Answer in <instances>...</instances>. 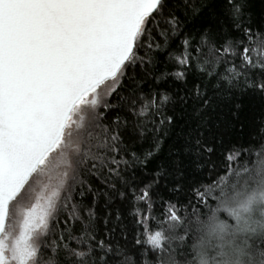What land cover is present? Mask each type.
Masks as SVG:
<instances>
[{"label": "snow or ice", "instance_id": "6c2138e0", "mask_svg": "<svg viewBox=\"0 0 264 264\" xmlns=\"http://www.w3.org/2000/svg\"><path fill=\"white\" fill-rule=\"evenodd\" d=\"M0 264H264V0H0Z\"/></svg>", "mask_w": 264, "mask_h": 264}, {"label": "trees", "instance_id": "16d2710c", "mask_svg": "<svg viewBox=\"0 0 264 264\" xmlns=\"http://www.w3.org/2000/svg\"><path fill=\"white\" fill-rule=\"evenodd\" d=\"M257 6H259V0H257ZM244 111L242 112V120L245 122L246 125H250L252 123V114L249 112V102L244 100L243 102ZM131 178V173L129 174ZM85 203H88V200H85ZM120 205L119 197L117 196L116 203L112 205L110 208H104V198L101 197L100 199V206L97 209L98 215L101 217L99 220V225L101 228L104 227L103 217L106 216L109 212L112 213L111 218L109 220L108 228H115L116 229V237L121 242L124 243V235L127 234L128 241L132 242L134 238V229L135 224L133 222V217L131 215L132 209L128 208H121V219L119 221L116 220V209ZM157 211H159V206H157Z\"/></svg>", "mask_w": 264, "mask_h": 264}]
</instances>
